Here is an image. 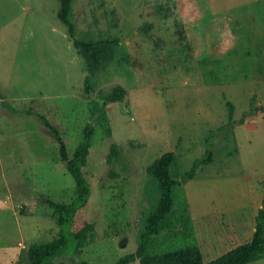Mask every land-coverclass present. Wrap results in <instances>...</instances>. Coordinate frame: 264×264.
<instances>
[{
	"label": "rangeland",
	"instance_id": "rangeland-1",
	"mask_svg": "<svg viewBox=\"0 0 264 264\" xmlns=\"http://www.w3.org/2000/svg\"><path fill=\"white\" fill-rule=\"evenodd\" d=\"M59 8L58 0H0V94L16 109L0 98V264H30L29 245L61 230L46 199L77 194L53 134L22 109L44 114L71 158L94 126L81 166L92 193L64 228L70 250L49 264H115L135 252L159 199L147 167L167 151L176 153L177 178L209 149L212 162L176 189L149 251L190 242L210 261L249 242L264 209V0H75L74 38ZM75 38L115 42L90 92ZM119 86L126 97L100 109L99 95ZM87 222L95 240L74 251L70 234Z\"/></svg>",
	"mask_w": 264,
	"mask_h": 264
},
{
	"label": "trees",
	"instance_id": "trees-1",
	"mask_svg": "<svg viewBox=\"0 0 264 264\" xmlns=\"http://www.w3.org/2000/svg\"><path fill=\"white\" fill-rule=\"evenodd\" d=\"M60 8L58 11L59 19L68 27L71 37H75V29L73 23L69 19V13L75 0H58ZM158 11L165 14L168 9L160 5ZM146 30L153 28L152 23L145 26ZM183 35V31L180 30ZM74 46L83 56L88 65V74L84 79V87L86 92H90L92 76L99 70L100 65L105 60L113 58L115 53V42L107 40L74 39ZM127 95L124 87H117L110 93L99 95L101 100V108L113 102L123 100ZM2 103L10 110H16L12 107V103L4 99L0 94ZM231 105V104H230ZM232 106V105H231ZM27 114H35L44 127L49 129L59 144L61 160L66 163L67 169L73 176L76 184L77 194L71 202H60L52 199H46L47 204L53 208V218L61 227L59 235L48 243H33L28 247V258L30 264H49L55 257L61 256L70 250L69 236L64 233V228L71 226L74 222L77 212L86 206L92 193V187L86 179L81 166L85 164L86 158L92 146L94 135V126L90 123L86 124L83 137L76 147L73 157L69 156L67 143L64 140L60 130L54 126L48 118L37 111L19 110ZM16 112V113H17ZM233 108H230L232 115ZM235 122V121H234ZM238 123V122H236ZM214 135L207 139L210 145ZM121 155V149L118 144L112 146V156L118 159ZM212 150H208L206 155L196 160L192 167L185 171L180 178L174 176L171 167L176 158L174 151H167L156 158L148 167V173L157 181L159 190V199L157 204L149 211L146 217L144 230L140 235L137 250L130 254L122 256L115 264H131L139 260V264H248L256 261L264 256V209L261 208L257 215V222L252 239L244 244H240L233 249L223 253L222 255L205 261L201 248L196 243H184L173 245L172 247L163 249L162 251H149L152 238L158 236L164 228L167 216L175 205L176 189L184 185L187 181L195 176L196 169L202 164L212 162ZM75 240L74 251L94 242L95 223L87 222L77 232L70 234ZM80 264H89L81 262Z\"/></svg>",
	"mask_w": 264,
	"mask_h": 264
}]
</instances>
